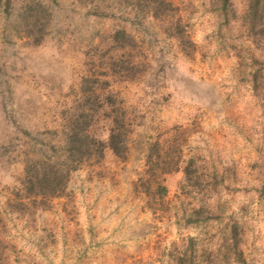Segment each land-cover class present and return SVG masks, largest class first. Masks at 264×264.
<instances>
[{
    "label": "rangeland",
    "instance_id": "374dc122",
    "mask_svg": "<svg viewBox=\"0 0 264 264\" xmlns=\"http://www.w3.org/2000/svg\"><path fill=\"white\" fill-rule=\"evenodd\" d=\"M169 1L183 43L127 0H13L0 11V264H264V64L242 24L246 0ZM115 30L127 34L117 44ZM121 50L126 73L110 66ZM101 88L123 98L125 157L105 151L72 169L59 195L27 200L25 164L53 155L68 103ZM156 138L178 153L150 206L135 185Z\"/></svg>",
    "mask_w": 264,
    "mask_h": 264
},
{
    "label": "trees",
    "instance_id": "16d2710c",
    "mask_svg": "<svg viewBox=\"0 0 264 264\" xmlns=\"http://www.w3.org/2000/svg\"><path fill=\"white\" fill-rule=\"evenodd\" d=\"M12 2L13 0H0V11L5 16H9ZM127 2L131 4V7L146 9L152 18L165 23L163 31L174 36L179 43H183L184 36L188 38L182 28L176 6L171 1L127 0ZM227 2L228 0H220L223 10L226 9ZM34 7L32 4L24 5V14L28 17L26 21H29L26 25L36 24L35 16H33L35 14ZM242 24L245 25L246 33L254 41V47L262 56L260 64H264V0H246ZM125 36H127L125 30L120 32L115 30L110 39L114 44H117ZM128 37L131 41L134 40L132 36ZM128 48H131V44ZM123 54V50H121L118 61L110 60V66L113 69L115 66L122 65L123 72L126 73L130 66H127ZM255 79L256 74L254 73V83ZM100 119H104L103 122L106 125L103 134L96 132L95 128V122ZM129 130L130 120L118 90L101 88L99 93L91 91L78 95L68 103L60 115V144L54 142L48 144L54 154H37L35 158L28 160L23 169V176L19 180V190L27 200H32L36 196L59 195L69 172L79 164L97 162L103 157L105 151H109L118 159H123ZM177 153L174 155L170 152L162 153L157 138L148 145L145 155L146 167L142 170L145 176L140 174L136 185L134 184L142 188L148 205L151 206L154 201L161 202L162 196L166 192V186L162 183L160 174L176 168L177 161L174 156H177ZM189 163H185L183 166L184 176L188 179L192 177V182L199 184V176L193 174V170L188 166ZM260 191L264 192V182ZM189 215H191L188 218L189 221H197L200 219V210L193 209ZM185 263L191 264L189 258L185 261L183 256H176L175 264Z\"/></svg>",
    "mask_w": 264,
    "mask_h": 264
}]
</instances>
